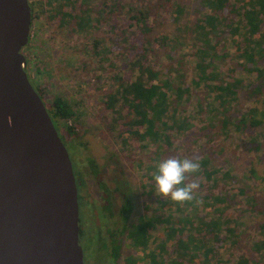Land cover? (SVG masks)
Instances as JSON below:
<instances>
[{
  "label": "trees",
  "instance_id": "trees-1",
  "mask_svg": "<svg viewBox=\"0 0 264 264\" xmlns=\"http://www.w3.org/2000/svg\"><path fill=\"white\" fill-rule=\"evenodd\" d=\"M31 4L33 24L40 10L53 33L76 39L75 72L106 64L86 82L145 169V211L130 223L134 204L123 195L124 226L111 232L106 264H264V0ZM36 70L48 71L39 59ZM34 86L60 135L61 121L83 115L78 101L56 94L47 103V85ZM171 157L201 166L186 180L199 184L194 199L183 204L156 193L158 164ZM87 164L108 190L98 162ZM106 207L114 215L108 194Z\"/></svg>",
  "mask_w": 264,
  "mask_h": 264
},
{
  "label": "water",
  "instance_id": "water-1",
  "mask_svg": "<svg viewBox=\"0 0 264 264\" xmlns=\"http://www.w3.org/2000/svg\"><path fill=\"white\" fill-rule=\"evenodd\" d=\"M31 0H0V264H85L70 152L33 85Z\"/></svg>",
  "mask_w": 264,
  "mask_h": 264
},
{
  "label": "rangeland",
  "instance_id": "rangeland-1",
  "mask_svg": "<svg viewBox=\"0 0 264 264\" xmlns=\"http://www.w3.org/2000/svg\"><path fill=\"white\" fill-rule=\"evenodd\" d=\"M38 1L31 0L32 3ZM48 10L47 5L46 13ZM37 16H39L38 21L35 24H33L35 20L32 22L30 41L23 52L31 61L30 74L36 85H47L45 96L47 103H50L56 94L71 102L78 101L83 115L76 122L61 121L60 129L73 163L76 168L79 166L83 172L82 177L87 182L84 196H80L82 211L88 213L87 217H82L84 252L91 258L92 264H106L105 254L100 250L104 246L103 241L106 242L107 229L120 228L123 222L118 216L110 223L106 222L103 211V190L97 185L94 177L88 176V158H94L100 165L117 204L123 201L125 193L132 200L134 209L130 215V223L136 222L145 211L144 197L141 193L145 169L136 161L139 150L135 144L132 143L131 147L123 144L118 131L112 130L111 119L102 115L103 104L97 98L99 91L94 85L86 82L90 81L89 78L94 74L95 69L103 72L106 64L104 63L103 68L91 65L89 73L86 74L75 72L76 68L81 69L75 61L83 56V54L78 55L71 45V40L75 38L67 37L63 31L53 33L52 28L46 25L45 13L40 10ZM37 59L47 66V72L37 73ZM66 59L74 64L69 65ZM67 126L74 127L73 133L68 132Z\"/></svg>",
  "mask_w": 264,
  "mask_h": 264
},
{
  "label": "clouds",
  "instance_id": "clouds-1",
  "mask_svg": "<svg viewBox=\"0 0 264 264\" xmlns=\"http://www.w3.org/2000/svg\"><path fill=\"white\" fill-rule=\"evenodd\" d=\"M200 163L194 159H179L171 157L158 164L155 175L157 195L171 198L172 201L183 204L194 199L193 192L199 184L195 181L186 183L189 175L200 170Z\"/></svg>",
  "mask_w": 264,
  "mask_h": 264
},
{
  "label": "flooded vegetation",
  "instance_id": "flooded-vegetation-1",
  "mask_svg": "<svg viewBox=\"0 0 264 264\" xmlns=\"http://www.w3.org/2000/svg\"><path fill=\"white\" fill-rule=\"evenodd\" d=\"M29 67H30V65H29V63H28V58H27V70H28V73H29V77H30V79H31V81H32V83H33V85H34V83H35V81L33 80V77H32V75L30 74L31 72H30V69H29ZM36 84V83H35ZM63 137V136H62ZM63 140L65 141V139L63 138ZM66 142V141H65ZM101 171H102V169H101ZM77 173H78V175H77V179H79V182L81 183V188H80V190H79V202H80V196L81 195H83L84 196V191H85V189H84V187H85V185L87 186V182L85 181V180H82V176H83V172H81V170L79 169V166H78V169H77ZM102 174H103V178L105 179V173H103V171H102ZM88 176H90V177H94L95 178V176L91 173V170H90V168H89V172H88ZM84 179V178H83ZM94 180H96V178L94 179ZM105 181H106V179H105ZM96 183H97V185H99L100 186V188L103 190V211H104V214H105V219H106V222H108L109 221V223H110V221L112 220V219H114L116 216H118V217H120L121 218V220H122V222H123V224H122V226L119 228V227H117L116 229H107V237H106V242H104L103 241V244H104V246H103V248L100 250V252L101 253H104V254H108V252H109V254H110V252H111V250H112V247H111V232L112 231H116L117 229H122L123 228V226H124V221H123V218H122V216L120 215V213H119V209H120V207H121V204L123 203V201H124V198H123V201L120 203V204H117L115 201H114V195H113V193H112V191H111V189H110V185L109 184H107V182H106V185H107V187H108V190H105V189H103L102 187H101V185L99 184V182L96 180ZM78 189H79V186H78ZM107 194L108 195H110L111 196V201H112V203H113V212H114V215H111L110 214V212L108 211V209H107V207H106V205H107ZM80 214H81V223H82V217L84 218L85 216L87 217V215H88V213H87V211H85L84 212V210L82 211V206H81V203H80ZM82 236H83V226H82V229H81V239H82ZM127 246V245H126ZM83 249H84V247H83ZM124 251H126V247H124ZM85 264H92V260H91V258L90 257H87L86 256V254H85ZM95 263H96V260L94 261ZM112 262H113V260H112ZM109 264H110V262H109Z\"/></svg>",
  "mask_w": 264,
  "mask_h": 264
}]
</instances>
